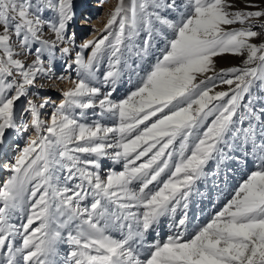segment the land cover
<instances>
[{"label": "snow or ice", "instance_id": "snow-or-ice-1", "mask_svg": "<svg viewBox=\"0 0 264 264\" xmlns=\"http://www.w3.org/2000/svg\"><path fill=\"white\" fill-rule=\"evenodd\" d=\"M83 19L0 0V264H264V0H117L78 42ZM210 174L240 179L196 223Z\"/></svg>", "mask_w": 264, "mask_h": 264}, {"label": "rangeland", "instance_id": "rangeland-1", "mask_svg": "<svg viewBox=\"0 0 264 264\" xmlns=\"http://www.w3.org/2000/svg\"><path fill=\"white\" fill-rule=\"evenodd\" d=\"M116 3H117V0H104L103 5L101 4V0H75L76 6L79 5V11L77 12L78 17L79 16L85 17V19L80 20V22L74 26L77 32L78 42L83 41L85 39H94L95 36L98 35V33H93L91 35L90 33L92 32L93 28L95 29L103 28L104 23L107 19V11L109 9H112ZM126 3H127V0H126ZM90 11H92V13ZM233 27H237V26H233ZM240 65H241V57L239 56L225 55V56L217 58V68L218 69L238 67ZM101 71H103V67L101 68ZM59 72L60 70L58 68L57 73ZM42 83H44V91L47 94H49L51 97L56 96L55 99L57 100L55 101V103L57 104L60 103L61 101L62 90H67L73 86L67 80H49L47 82L42 81ZM127 87L129 86L122 85L121 87H119L117 94L119 96H123L124 92L127 90ZM222 87L226 90V86H222ZM51 111H52L51 108L44 109L43 112L45 113H43L42 118L47 120L49 113ZM25 136H27V134H25ZM12 141H13L12 150L13 152H16L18 150V148L16 147L17 137L13 136ZM24 143H25L24 139L21 138V141L19 142V144L21 145V148L24 146ZM115 167L119 168V166H115ZM212 169H214V165L210 162L209 171H211ZM239 179H240L239 174L235 176L230 175L228 177V180L222 183L220 182L218 177H213L210 174L206 179L198 182L196 185V191L193 193L191 200H190L189 209H188L189 218L192 219L193 216H195L197 218L195 220L196 223L203 222L208 216V214L214 211L211 209L212 207H214V205L218 203V206L216 208L220 207V205L224 202L221 200L224 197L227 198L228 196L227 192L229 188L233 187V185ZM193 207H194V212L192 215L191 209H193Z\"/></svg>", "mask_w": 264, "mask_h": 264}, {"label": "bare ground", "instance_id": "bare-ground-1", "mask_svg": "<svg viewBox=\"0 0 264 264\" xmlns=\"http://www.w3.org/2000/svg\"><path fill=\"white\" fill-rule=\"evenodd\" d=\"M89 10H91V9H89ZM78 11H79V5L77 6V12H78ZM90 12L92 13V11H90ZM59 73H60V72H59ZM59 73H58V74H59ZM49 93H50V92H49ZM51 94H52V93H51ZM48 95H49V94H48ZM51 98L53 99V101H56V100H57V99H55L56 96H53V97H51ZM43 113H45V112H43ZM20 141H21V138H17V146H16V147H17L18 149L21 148V145L19 144ZM231 189H232V187L229 188L227 194H229V192L231 191ZM225 198H226V197H224L223 199L221 198L222 200H221V199H220V200H221V201H224ZM220 200H219V201H220ZM193 202H195V201H193ZM193 206H194V205H193ZM217 206H218V203H217L216 205H214V207H212L211 209H212V210H215ZM193 212H194V207H193V209H191V213H192V215H193ZM200 212H201V211H200ZM205 214H206V213H205ZM205 214H204V215H205ZM165 223H166V222H162L161 227L158 229V231H160L159 234H160V236H161V237H160L161 239H163V238L165 237L166 234H171L170 229L167 228V227L165 226ZM61 250H62V251L65 250V249L63 248V246H61Z\"/></svg>", "mask_w": 264, "mask_h": 264}]
</instances>
